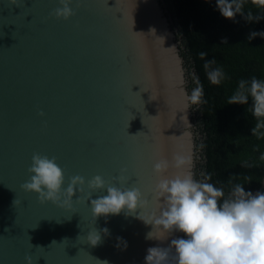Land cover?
I'll return each mask as SVG.
<instances>
[{
    "label": "water",
    "instance_id": "95a60500",
    "mask_svg": "<svg viewBox=\"0 0 264 264\" xmlns=\"http://www.w3.org/2000/svg\"><path fill=\"white\" fill-rule=\"evenodd\" d=\"M61 6L0 0V264H27L29 255L33 264H146L147 249L170 240L146 238L153 226L138 218L141 209L95 218L91 199L106 189L88 199L85 184L82 198L77 190L73 205L61 207L20 186L41 153L56 157L65 189L74 175H100L139 188L149 214L161 204L155 163L168 161L174 175L183 171L174 157L191 155L196 178L179 31L165 0H73L68 20L53 15ZM121 175L126 184L113 179ZM94 229L95 246L87 240Z\"/></svg>",
    "mask_w": 264,
    "mask_h": 264
},
{
    "label": "clouds",
    "instance_id": "9594fccd",
    "mask_svg": "<svg viewBox=\"0 0 264 264\" xmlns=\"http://www.w3.org/2000/svg\"><path fill=\"white\" fill-rule=\"evenodd\" d=\"M220 14L226 19L234 20L237 15L246 21H259L251 13L245 15L244 0H215ZM254 3L257 0H253ZM73 0H59L53 15L64 20L75 15L70 6ZM264 6V0H258ZM256 36L264 37V32H251L249 39ZM226 42V41H225ZM203 60L206 52L199 53ZM216 61L206 60L203 67L208 80L213 85H219L225 78L221 67H214ZM204 90L198 85L187 99L192 105L203 101ZM252 101V114L260 121L255 133L264 127V79L252 77L250 80H240L236 91L228 99L229 104L247 105ZM44 116V112H40ZM138 134V133H137ZM136 134V135H137ZM174 166L183 169L180 173L167 175L169 162L160 160L154 165V172L159 177L153 189V198L160 200L158 210L145 214L150 206V200L137 187H116L109 184L102 176L96 175L86 181L80 175L70 177V183L65 189V172L56 160L41 153H34L31 166L28 168L30 178L20 187L23 191L36 193L41 203L52 202L61 207L73 205V196L78 190L85 193V184L93 192L107 190V195L91 199L93 217L119 215L127 210L125 215L138 216L147 225H152L146 238L170 242L167 246H156L147 249L146 264H264V191L253 193L245 186L236 183L228 192L223 187H217L209 182L211 176L203 180L194 177L191 155L174 157ZM125 170H122V172ZM121 184L127 183L124 175L114 177ZM17 205L18 201H14ZM108 233V229H103ZM184 233L187 238L174 233ZM171 238V239H170ZM87 240L93 245L101 241L99 232L94 229ZM54 243V242H53ZM27 264H33L32 256H26ZM107 264V261L103 262Z\"/></svg>",
    "mask_w": 264,
    "mask_h": 264
},
{
    "label": "trees",
    "instance_id": "16d2710c",
    "mask_svg": "<svg viewBox=\"0 0 264 264\" xmlns=\"http://www.w3.org/2000/svg\"><path fill=\"white\" fill-rule=\"evenodd\" d=\"M165 2L173 27L179 31L186 67L192 72L190 90L198 85L204 90L196 119L197 180L210 175L209 182L226 193L236 183L253 193L264 191V127L253 132L260 121L252 114L251 100L247 105L228 103L240 80L264 79V37L248 38L251 32H264V6L258 0H244L245 15L259 18L248 22L240 15L234 20L224 18L215 0ZM200 52L207 53L205 59ZM213 59L214 67L225 73L219 85L210 83L203 67L206 60Z\"/></svg>",
    "mask_w": 264,
    "mask_h": 264
},
{
    "label": "rangeland",
    "instance_id": "374dc122",
    "mask_svg": "<svg viewBox=\"0 0 264 264\" xmlns=\"http://www.w3.org/2000/svg\"><path fill=\"white\" fill-rule=\"evenodd\" d=\"M181 48L183 49V45L181 44ZM182 52H183V50H182ZM184 68L186 69V78H187V82H188V90H189V93L191 94V92H192V90H190V86H191V82H190V79H189V77H190V75H192V72H190L188 69H187V67H186V61H185V65H184ZM192 107H193V112L195 113V115L194 116H196L195 117V121H196V119H197V111H195L197 108H198V104L197 105H192ZM195 132H198L197 131V128H196V125H195ZM197 136H198V134H197ZM196 136V137H197ZM197 139V138H196ZM197 144H198V146H199V137H198V139H197ZM197 169H196V179H197V174H198V169H199V161H200V158H199V152H198V149H197Z\"/></svg>",
    "mask_w": 264,
    "mask_h": 264
}]
</instances>
